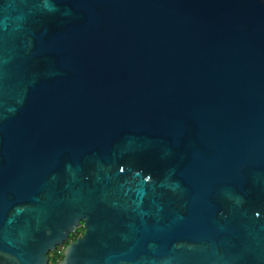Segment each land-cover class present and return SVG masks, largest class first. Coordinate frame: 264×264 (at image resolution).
<instances>
[{"label": "water", "instance_id": "obj_1", "mask_svg": "<svg viewBox=\"0 0 264 264\" xmlns=\"http://www.w3.org/2000/svg\"><path fill=\"white\" fill-rule=\"evenodd\" d=\"M62 245L264 264V0H0V264Z\"/></svg>", "mask_w": 264, "mask_h": 264}, {"label": "trees", "instance_id": "obj_2", "mask_svg": "<svg viewBox=\"0 0 264 264\" xmlns=\"http://www.w3.org/2000/svg\"><path fill=\"white\" fill-rule=\"evenodd\" d=\"M82 232H83V228H77V229L75 230V232L72 233V234L70 235L69 240H73V239H75V238H76L78 235H80ZM68 242H69V241H67L66 244H67ZM58 257L61 258L62 255H60V256H58ZM58 257L56 256V251H54V252H53V260L56 261Z\"/></svg>", "mask_w": 264, "mask_h": 264}, {"label": "rangeland", "instance_id": "obj_3", "mask_svg": "<svg viewBox=\"0 0 264 264\" xmlns=\"http://www.w3.org/2000/svg\"><path fill=\"white\" fill-rule=\"evenodd\" d=\"M49 256V263L48 264H57V261L59 259H57L56 261L53 260V251L48 253Z\"/></svg>", "mask_w": 264, "mask_h": 264}, {"label": "built area", "instance_id": "obj_4", "mask_svg": "<svg viewBox=\"0 0 264 264\" xmlns=\"http://www.w3.org/2000/svg\"><path fill=\"white\" fill-rule=\"evenodd\" d=\"M63 248H64V246L62 245V246H59V247H57L56 248V256L58 257V256H60V255H62V253H63Z\"/></svg>", "mask_w": 264, "mask_h": 264}, {"label": "snow or ice", "instance_id": "obj_5", "mask_svg": "<svg viewBox=\"0 0 264 264\" xmlns=\"http://www.w3.org/2000/svg\"><path fill=\"white\" fill-rule=\"evenodd\" d=\"M119 170H120L121 173L124 172V168L123 167H121Z\"/></svg>", "mask_w": 264, "mask_h": 264}, {"label": "clouds", "instance_id": "obj_6", "mask_svg": "<svg viewBox=\"0 0 264 264\" xmlns=\"http://www.w3.org/2000/svg\"><path fill=\"white\" fill-rule=\"evenodd\" d=\"M63 246H65V245H63ZM57 247H59V246H57ZM57 247H56V248H57ZM55 250H56V249H55ZM55 250H54V251H55ZM63 250H64V248H63ZM54 251H53V252H54ZM62 254H63V253H62ZM57 259H59V260H60L61 258H59V257H58Z\"/></svg>", "mask_w": 264, "mask_h": 264}, {"label": "flooded vegetation", "instance_id": "obj_7", "mask_svg": "<svg viewBox=\"0 0 264 264\" xmlns=\"http://www.w3.org/2000/svg\"><path fill=\"white\" fill-rule=\"evenodd\" d=\"M80 228H82V227H80Z\"/></svg>", "mask_w": 264, "mask_h": 264}]
</instances>
